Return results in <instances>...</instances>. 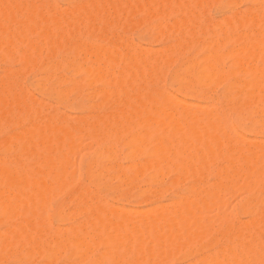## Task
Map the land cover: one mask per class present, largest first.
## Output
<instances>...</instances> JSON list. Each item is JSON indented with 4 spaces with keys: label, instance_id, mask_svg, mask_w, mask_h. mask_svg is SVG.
Wrapping results in <instances>:
<instances>
[{
    "label": "bare ground",
    "instance_id": "6f19581e",
    "mask_svg": "<svg viewBox=\"0 0 264 264\" xmlns=\"http://www.w3.org/2000/svg\"><path fill=\"white\" fill-rule=\"evenodd\" d=\"M50 2L0 0V62L21 66L0 75V221L9 226L0 262L264 264V0H64L65 11ZM243 2L257 7L233 10ZM211 7L223 19L205 24ZM140 25L161 47L129 40ZM190 50L200 58H185ZM27 70L43 73L32 91L84 118L43 112L51 103L23 87ZM163 177L178 191L192 185L143 210L101 197L126 203ZM237 190L244 197L229 212ZM61 195L75 212L64 199L49 215ZM50 216L71 226L53 228Z\"/></svg>",
    "mask_w": 264,
    "mask_h": 264
},
{
    "label": "rangeland",
    "instance_id": "374dc122",
    "mask_svg": "<svg viewBox=\"0 0 264 264\" xmlns=\"http://www.w3.org/2000/svg\"><path fill=\"white\" fill-rule=\"evenodd\" d=\"M51 1V2H50ZM49 2H50V4L52 3V4H54V5H56V6H59V7H57V8H61L60 9V11H65V9L66 10H68L69 8H68V5L64 2V0H49ZM36 4H39V3H34L33 4V6L34 5H36ZM51 4V5H52ZM53 5V6H54ZM65 5V6H64ZM37 6V5H36ZM55 6V7H56ZM67 6V7H66ZM236 6V5H235ZM235 6H233L232 8H233V10H234V8L239 12V13H243L244 11H246L247 12V10L249 9H252L254 6V8H256L257 6L256 5H254L253 6V4H250L249 2H243V3H240V4H238L236 7ZM62 7H66V8H64V10H62ZM246 7V8H245ZM252 7V8H251ZM240 8V9H239ZM235 10V11H236ZM208 13V14H207ZM207 13H206V18L209 20V22H208V20H207V22H206V20L204 21L203 19L205 18H203L202 20H203V22L205 23V24H207V23H210V21H212V23L211 24H215V23H213V22H217V21H220V20H222L223 19V17L222 16H224V12L220 9H216V8H214V7H211V9L209 10V11H207ZM217 18V19H216ZM135 19V20H134ZM134 19H132V21H136L137 19L136 18H134ZM119 31H121V30H119ZM118 30H117V33L120 35V33H122V32H119ZM122 31H124V30H122ZM154 31V30H153ZM131 32V33H130ZM129 33H127V35L128 34H130V35H128L129 36V40L131 39L132 40V42L133 43H136V44H138V45H142L144 48H146V47H148V49H152L153 48V50L155 49H158V47L160 46L161 47V45L160 44H158V43H155V42H152V40L149 38V35H148V33H147V29H146V27L145 26H137V27H135V30H134V28L130 31ZM139 32V33H138ZM155 32L156 31H154V33L151 31V33H153L152 35H153V37L156 35L155 34ZM125 33V32H124ZM126 34H124V35H122V36H125ZM128 36H126V37H128ZM141 38H146L147 39V41H141L140 39ZM141 47V46H140ZM150 47V48H149ZM142 48V47H141ZM143 48V49H144ZM196 51L195 50H190L189 51V53L187 52L186 54H185V58H192V57H197V58H200V56H196V53H195ZM20 67V68H19ZM178 68V64H175L172 68H171V70H176ZM7 69H10V70H14L13 72H15L16 71V69H19V70H21V66L18 64V62H14V61H12V63H11V61L9 62V61H7V63H5L4 61L1 63L0 62V75L1 76H3V74L4 73H2L3 71H8ZM9 70V71H10ZM18 70V71H19ZM167 70H169V69H167L166 68V71ZM11 72V71H10ZM28 72V73H27ZM39 72L40 71H26V72H22V76L21 77H23V78H21L22 79V85H23V87L25 88V89H30V93H31V95L32 94H34L33 95V98L34 99H36V97H37V101H38V98H40L39 99V101L41 100H43L44 102H42V103H45L46 105H47V103L49 102V103H51V104H49V105H47V109H46V106L45 107H43V109H44V111L43 112H45V113H49V111H51L53 108H55V109H53L51 112H54L53 114H56V112H57V114L58 113H60V114H66V119H68V121L69 122H71L72 120H75L73 117H75V118H80V116H82L81 118H84V111H82V112H80V111H76V110H72V109H62V107H59V106H57V105H54V103L52 102V101H50V100H48V99H43V97L40 95H37L38 93L37 92H35V91H32L33 90V88H32V86H34V84H36V82H38V81H40L39 80V78H40V76L39 75H41V74H39ZM25 75H24V74ZM41 73V72H40ZM43 77V73H42V75H41V78ZM77 80H80L81 78H79L80 77V75H75L74 76ZM40 78V79H41ZM34 79V80H33ZM95 85V84H94ZM160 85L162 86V84L160 83ZM95 86H97V88H99V89H101V86L99 85V84H96ZM95 86L93 87V86H91V88H89V89H92V91H94L95 89H97V88H95ZM93 88H95L94 90H93ZM169 91H170V89H168ZM208 90V89H207ZM212 90V89H211ZM210 90V91H211ZM222 89L221 88H215L214 89V91L212 90V95H213V97H214V95H215V99L217 98V99H220L221 98V95H222ZM34 92V93H33ZM87 92H91V90H89V91H87ZM37 93V94H36ZM47 100V101H46ZM188 100H190V99H188ZM40 101V102H41ZM94 102H96L95 100H94ZM191 102H193V100H191ZM44 104V105H45ZM51 105V106H50ZM53 106V107H52ZM60 110H59V109ZM62 109V110H61ZM46 110V111H45ZM59 110V111H58ZM62 111V112H61ZM50 112V114H52ZM64 112V113H63ZM228 112H229V114H228ZM86 114H87V111L85 112ZM76 114V115H75ZM227 114H228V116H231L232 117V119L234 118V113H232V111L230 112V110H227ZM70 115V116H69ZM69 116V117H68ZM71 116H73L72 118H71ZM87 116H89V114H87ZM11 128L12 129H14L15 128V132L14 133H17V132H20L19 130H20V127H19V130L18 131H16L18 128H16L15 126H14V128H13V126H11ZM21 128H22V126H21ZM11 131V129L10 128H8V130H7V133H9L10 131ZM9 131V132H8ZM12 133V131L9 133V134H11ZM245 137H247L248 139H252L253 137L252 136H249V135H246ZM261 140V139H263L264 140V131L262 132V134L259 136V138H258V140ZM83 139H81V141H82ZM85 140V139H84ZM259 140V141H260ZM80 140H79V143L81 142ZM262 141V140H261ZM83 143L85 142H89L88 140H86V141H82ZM84 143V144H85ZM82 149H84V148H82ZM84 151V150H83ZM82 151V152H83ZM80 156L78 155V156H76L74 159L76 160L75 162V164H79L80 165V168H81V170H83V166H84V164L86 163V161H87V158H83V159H81V158H79ZM79 158V159H78ZM77 161H78V163H77ZM126 164V165H125ZM123 165L124 166H127V165H129V163H124L123 162ZM168 177V176H167ZM167 177H163V180H160V179H162V178H160V179H158V180H156L155 181V183L153 182H150V183H148L147 184V182H145V184H143V187H142V184L141 185H139V186H137L138 188H137V190L139 191H141V195H143V196H141L140 194V196L139 195H137L138 193H140V192H138V193H135V192H137V191H135V190H133L132 191V198H128L127 200V202L125 203H118V204H116L118 201L116 200V199H114V201H113V199H108V198H106L104 195L103 196H101L102 197V199L103 198H105V200L106 201H108V203L110 204V202H111V205H117V206H121V207H123V208H125V209H131V210H143V208L144 209H147L148 207H150V206H156V205H160V204H162L163 205V203H164V205H166V203H171L172 202V200L174 201V200H177V198L178 197H176V196H173V195H171V192H174V193H183V195H186V189H185V187H190L189 185H190V183H191V181H187L186 183H185V187L183 188V187H181V186H179V190L180 191H182V192H180V191H178V188H174L173 189V187L171 186V188L169 187L170 186V184L171 183H169V181L171 182V180H169V179H172L170 176H169V179L167 178ZM210 182L211 181H213L212 180V178H207ZM142 181V182H141ZM140 182L141 183H144L143 181L144 180H141ZM146 181H147V179H146ZM168 181V182H167ZM207 181V180H206ZM209 181H207V182H209ZM161 182V183H160ZM209 182V183H210ZM117 183V182H116ZM115 183V181H112V183H111V185H115L116 184ZM158 183V184H157ZM87 184H88V182H86V180L84 179V176H82V178H81V183H80V186L81 187H84L85 185V187H88L87 186ZM138 184H140V183H138ZM147 184V185H146ZM186 184H187V186H186ZM83 185V186H82ZM118 185V184H117ZM191 185H192V183H191ZM116 186V185H115ZM166 186H168V188L166 187ZM184 186V185H183ZM164 187H166V189H168V190H166ZM142 188H143V190H145V192L148 190V192H149V190L151 191V192H153V190H155V192H158L159 191V188H160V191H162V193L161 194H163V195H161V194H158V195H161L160 197H158L157 199H160V200H156V199H154L155 201H159V202H156L155 203V201L152 199L151 201H154V202H152V203H150L151 201L150 200H148V199H151V196H148V195H150V193L151 192H149V194L147 193V196L148 197H150V198H148V197H144V196H146V193H145V195H144V191L142 190ZM161 188H162V190H161ZM164 188V189H163ZM183 189V190H182ZM158 190V191H157ZM163 190H165L166 192H164ZM178 191V192H176V191ZM185 190V193L183 192ZM167 192H169V193H167ZM239 191L237 190V193H238ZM234 193H236V192H234ZM236 193V194H237ZM151 194H153V195H156V194H154V193H151ZM236 194L234 195L235 197L233 198V195H232V197H228V198H226V200L229 202H227L228 204H229V207H228V211L229 210H233L235 207H236V205H237V202L241 199V198H243L244 197V195H243V192L242 191H240V194H241V197H240V194L239 195H237V197H236ZM135 195H137L138 197H140V198H142L141 200L142 201H144V199H146V200H148V201H150V202H148L147 201V203H148V205H147V203H144V202H141L139 199L140 198H138L137 196H135ZM157 195V196H158ZM65 195H61V197H59V198H57L56 199V201L55 202H53V204H52V207H51V210L49 211V215H52V210L53 209H55L56 207H57V205L61 202L62 203V201H64V199H65V202H64V204L66 203V201H67V203H69V201L70 200H67V195H66V197H64ZM137 199L136 201L134 200V199ZM144 198V199H143ZM153 198V197H152ZM170 198H173L172 200L170 199ZM233 198V199H232ZM68 199H69V197H68ZM104 200V199H103ZM140 202H139V201ZM169 200H170V202H169ZM113 201V202H112ZM117 201V202H116ZM146 202V201H145ZM113 203V204H112ZM150 203V204H149ZM63 204V205H64ZM153 204V205H152ZM66 206V207H65ZM65 206L63 207V208H66V209H64V210H66V211H64V212H66V214H69V215H71L73 212H75V205L73 204V205H70L69 204V206H68V204H65ZM72 206H74V207H72ZM73 211V212H70V211ZM69 211V212H68ZM230 212V211H229ZM213 213H215L214 211H213ZM212 213V214H213ZM211 215V214H210ZM247 215H241V214H237V216H236V218L237 219H239V220H237V219H235V222H236V220H237V222H239L240 220V222L239 223H244L245 221H248L249 220V216H247ZM83 217H81V216H78L76 219H75V221H74V223H78V221L79 222H81V221H83L84 220V218L82 219ZM211 218H212V215H211ZM247 218H248V220H247ZM57 219L56 218H54V217H52V216H50L49 217V219H48V224H50V226L51 227H53V228H56V227H60L61 226V229H66L68 226H71V224L70 223H66V224H60L58 221H56ZM245 220V221H244ZM214 223H216V225L214 224V223H212L213 224V229L214 228H216L217 226H218V224H217V222H215V221H213ZM237 222H236V224H237ZM16 223V222H15ZM8 225L4 222V223H1V221H0V233H3V231H6L7 229H8V227H7ZM219 227V226H218ZM217 227V228H218ZM69 228V227H68ZM215 230H217V229H215ZM212 252V251H211ZM1 256V255H0ZM193 259V261L194 260H196V258L194 257V258H192ZM192 259L190 260V259H188L187 261H183V259L182 258H180V257H178V256H176V257H174L173 259H172V261H170V263L169 264H186V263H190V262H193L192 261ZM4 260V261H3ZM36 260V259H35ZM189 260H190V262H189ZM41 260H39V259H37L36 260V264L38 263L39 264V262H40ZM183 261V262H182ZM2 262H4V263H2ZM34 262V263H33ZM33 262L32 261H29V264H35V261L33 260ZM64 262V261H63ZM62 261H60L59 262V264L60 263H63ZM196 262V261H195ZM19 263H25V264H28V263H26V262H19ZM18 263V261H16V260H13V258H4V259H2L1 260V262H0V264H19ZM41 264H42V261L40 262ZM74 264H81L79 261H75L74 262Z\"/></svg>",
    "mask_w": 264,
    "mask_h": 264
}]
</instances>
